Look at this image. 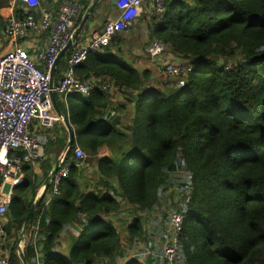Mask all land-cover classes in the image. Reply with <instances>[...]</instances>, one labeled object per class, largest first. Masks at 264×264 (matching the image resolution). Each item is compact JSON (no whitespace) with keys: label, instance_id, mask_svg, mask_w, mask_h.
Returning <instances> with one entry per match:
<instances>
[{"label":"trees","instance_id":"obj_1","mask_svg":"<svg viewBox=\"0 0 264 264\" xmlns=\"http://www.w3.org/2000/svg\"><path fill=\"white\" fill-rule=\"evenodd\" d=\"M90 1L79 3L86 11ZM10 2L0 0V38ZM19 4L14 16L22 19ZM163 6L162 18L144 6L137 11L135 21H147L148 42L131 28L76 69L79 79H98L89 95H55L75 141L65 159L68 177L56 195L48 185L29 224L28 264H119L139 244L150 255L125 264H167L156 256L172 211L184 217L179 264H264V0H164ZM154 40L167 46L169 57L191 62L182 85L171 86L181 79L165 71L155 78L126 61V42L147 48ZM69 55L59 62L55 82ZM60 131H42L49 138L40 178L25 165V179L14 190L5 227L13 240L9 264H22L16 238L67 145L63 125ZM76 146L85 160L76 158ZM104 149L109 156L100 155ZM84 161L98 172L91 192L81 186ZM124 205L134 215L111 220ZM73 227L76 236L64 255L60 241Z\"/></svg>","mask_w":264,"mask_h":264},{"label":"built area","instance_id":"obj_2","mask_svg":"<svg viewBox=\"0 0 264 264\" xmlns=\"http://www.w3.org/2000/svg\"><path fill=\"white\" fill-rule=\"evenodd\" d=\"M60 1L57 12L44 10L38 17L30 11L25 12L22 19L14 16L18 3L34 8L38 6V0H11L8 8L6 36L14 44L0 54L1 238L6 234L5 226L14 190L25 179L23 167L30 165L35 174L40 176V166L46 160L47 140L45 137L36 136L35 130L51 129L61 123V118L54 110L51 95H58L62 99L70 94L89 95L98 79L94 76L79 79L76 69L91 55H96L103 47L108 46L110 40L118 33L128 32L135 23L137 11L144 4L143 0H117L116 5L120 10L117 19L107 22L102 31L92 34L91 37L82 41L80 36L74 42V35L85 14L84 7L79 2ZM163 5L164 0H153L152 16L162 18ZM30 34L37 40L44 38V42L41 48L35 46L29 52L16 43ZM70 42L72 45L68 50L70 55L67 57V69L60 79L55 82L54 77L52 82V68L60 52ZM146 53L151 59L161 60V65L169 77L182 79L192 71L190 61L167 56V46L158 40L148 45ZM229 67L231 66L226 69ZM182 84V81L179 82V85ZM74 153L79 160L86 158L79 147L75 148ZM69 170V164L63 159L58 173L51 181L52 195L59 193L60 184L68 177ZM183 221L182 214H171L162 254L156 256L159 262L179 264L177 255ZM142 251L141 256L150 255L147 249ZM0 264H9V260L0 259Z\"/></svg>","mask_w":264,"mask_h":264},{"label":"rangeland","instance_id":"obj_3","mask_svg":"<svg viewBox=\"0 0 264 264\" xmlns=\"http://www.w3.org/2000/svg\"><path fill=\"white\" fill-rule=\"evenodd\" d=\"M114 2H115V0H104L103 2H101L100 7H98L96 12L94 13V16L97 17V15H100L101 16L100 20H102V21L111 20L112 19L111 15L114 14V10L112 7ZM144 4H145V6L148 5L146 2H144ZM112 10H113V12H112ZM138 23H137V21H135L134 25L131 28L135 34H138L139 39L145 44L146 42L149 41V36H148L147 29H146L147 21H141V22L138 21ZM141 27L144 30V32L140 34L139 28H141ZM136 29H138V30H136ZM87 30L88 29H86L82 32V34H81L82 37H90V36H86ZM130 43L126 42L123 45V49H122V52L124 53L125 57L127 58L126 61L130 65L134 64L140 70L150 69L153 72V76L155 78L162 79L164 77V74H165L163 71H165V70L161 65V60L160 59L154 60V59H151L150 57H148V55L146 53V48H144V45L137 43L134 46H132V44H130ZM167 56H169V55L167 54ZM183 61H186V60H183ZM229 66H230V64H229ZM230 69H232V67H229V70ZM174 80L175 81H171L170 85L174 86L173 83H176L177 85H179V83H178L179 81L177 79H174ZM181 80L184 81L183 78ZM59 100L60 99L57 97V101H59ZM47 138H49L48 135H47ZM102 153H106V151H103ZM56 162H54L53 165ZM80 166H81L80 168H81V173H82L81 179H80V181L82 183L81 186L84 190L91 192L96 186H98L97 182H98L99 178H98V172L96 170V167L95 166L91 167L90 165L86 164V161L81 163ZM100 188L102 189V187H100ZM170 190H172V188H170ZM169 206H172V202H170ZM123 209H124V211H122V212H124L123 214L121 212L118 215H115L114 217H112L111 220L118 222V223H122L125 220L130 219L134 215L133 212H130L129 207L124 205ZM166 211L168 212V210H166ZM173 213H177V212L172 211L171 214H173ZM145 217L148 220L149 217L148 216H145ZM7 218L10 220L9 213H8ZM157 219L159 221L161 219V216L157 217ZM155 224H156V222H151V223L149 222L150 229L154 228ZM18 237L19 236H17L16 240H18ZM124 244H126V242ZM135 250H131L130 254H132V255L134 254V257L144 258L143 256H141V253H142L141 250H140V252L139 251L135 252ZM123 260H125V259L119 260V264H123Z\"/></svg>","mask_w":264,"mask_h":264},{"label":"crops","instance_id":"obj_4","mask_svg":"<svg viewBox=\"0 0 264 264\" xmlns=\"http://www.w3.org/2000/svg\"><path fill=\"white\" fill-rule=\"evenodd\" d=\"M70 1H74V2H80L82 0H70ZM86 1V0H84ZM93 0L90 1V4L92 3ZM104 0H101L97 7L95 8V11L97 10L98 7H100L101 2H103ZM117 0H115L114 4H113V10H114V14H112V19L111 20H115L119 17L120 15V10L118 8V6L116 5ZM143 2H146L148 5L145 6V4H143V6L145 8H147V12L148 13H153V0H143ZM55 4H50L49 0H38V6L34 7V8H28L26 6H24L23 4H19V8H23L25 12H32L34 14L37 15V17L40 15V13L44 10L50 11L52 13H55L58 11L59 7H60V0H54ZM89 4V5H90ZM112 10V12H113ZM94 11V12H95ZM6 17L8 14V8L4 11ZM100 15H97V17L95 16L94 18V22H90L88 23V30H87V35L86 36H92V34L100 32L103 30L104 24L111 21V20H105L102 21L100 20ZM147 29V27H146ZM144 30L141 28H139V33H143ZM148 32V29H147ZM85 38L87 37H82L81 36V40L83 41ZM43 42H44V38H39L38 40L33 36V34H30L29 37L27 38H23L21 40H18V42L16 44L22 46L23 48H25L27 51H31L32 48H34L35 46H37V48H41L43 46ZM13 42H11V40L6 36V32L4 34V37L0 38V54L4 53L6 50L10 49L13 46ZM40 46V47H38ZM42 131H46L49 132L48 135H54L59 133V134H63L60 131V125L57 124L55 125V127L51 130H44V129H39V130H35V135L38 137H45L47 138V134L42 133ZM103 151H106V153H102ZM100 155L101 156H109V152L108 150H102L100 151ZM82 163V162H81ZM81 167V166H80ZM40 178V177H39ZM9 223V219L7 220ZM76 228L73 227L71 229H69V231L65 232L63 235V238L60 241V250L61 252L66 255L71 247V242H72V237L76 236V232H75ZM26 237H27V241L29 240V234L26 233ZM26 241V243H27ZM13 240L11 238H8V235L6 234V237L1 238L0 237V259H8L9 254H10V248L12 246ZM25 243V245H26ZM24 245V246H25ZM144 248V246L142 244H139L137 246V249L135 250V252L139 251ZM134 257V254H130L129 253V258ZM129 258H126L125 260H123V264L126 263V261H128ZM144 259V258H141ZM142 262V260H140Z\"/></svg>","mask_w":264,"mask_h":264},{"label":"water","instance_id":"obj_5","mask_svg":"<svg viewBox=\"0 0 264 264\" xmlns=\"http://www.w3.org/2000/svg\"><path fill=\"white\" fill-rule=\"evenodd\" d=\"M100 1L101 0H93L92 3L87 8V10H86V12H85V14L83 16V19L80 22V25L77 28L76 33L74 35V38H73L74 42L80 37V35L84 31L86 25L89 22V19H90L91 15L94 13L95 8L97 7V5H98V3ZM71 45H72L71 42L68 43L66 48L64 50H62L60 52V54L58 55L56 63L54 64V66L52 68V71H51V81L52 82H53V78H54V75H55V70H56V67H57L58 63L66 55L68 50L71 48ZM51 99H52L54 110L57 113V115L61 118V122H62L63 126L65 127V129H66V131L68 133V141H67V145H66L65 149L63 150L62 154L60 155L59 159L53 165L52 170H51L47 180L45 181L43 188L40 190L37 198L35 199V201L33 203V206H32V208H31V210H30V212H29V214H28V216H27V218H26V220L24 222L23 228H22V230H21V232L19 234V237H18V240H17V254H18V257L20 258L22 264H28V262H27V260L25 258L24 252H23V248H24V245H25V243L27 241L26 232H27V229L29 227V224H30V222H31L36 210L38 209V207L40 205V202L42 201V198L44 196L45 191L48 188V185L51 183L52 179L57 174V172H58V170H59V168H60V166H61V164L63 162V159H64L66 153L69 151V149L71 148V146L73 145V143L75 141L74 130L71 127V125H70V123L68 121V118L66 116H64L59 111V109L57 107V104H56V101H55L54 94L51 95Z\"/></svg>","mask_w":264,"mask_h":264},{"label":"clouds","instance_id":"obj_6","mask_svg":"<svg viewBox=\"0 0 264 264\" xmlns=\"http://www.w3.org/2000/svg\"><path fill=\"white\" fill-rule=\"evenodd\" d=\"M85 12H86V11H85ZM133 25H134V24H133ZM103 28H104V27H103ZM80 36H81V35H80ZM64 57H65V56H64ZM181 81H182V80H179V82H181ZM179 82H178V83H179ZM54 97H55V96H54ZM56 114H57V113H56ZM56 125H57V124H56ZM59 125H63L62 122L59 123ZM54 127H55V126H54ZM54 127H53V128H54ZM53 128H51V129H53ZM51 129H44V130H51ZM46 140H48V139L46 138ZM76 147H78V146H76ZM79 148H80V147H79ZM80 149H81V148H80ZM81 150H82V149H81ZM83 153H84V152H83ZM66 155H67V153H66ZM66 155H65L64 159H66ZM85 156H86V155H85ZM59 157H60V156H59ZM59 157H58V159H59ZM85 159H86V158H85ZM85 159H84V160H85ZM65 162H66V161H65ZM61 165H62V164H61ZM60 167H61V166H60ZM59 169H60V168H59ZM58 171H59V170H58ZM57 173H58V172H57ZM40 175H41V174H40ZM55 176H56V175H55ZM55 176H54V177H55ZM39 177H40V176H39ZM52 180H53V179H52ZM50 184H51V183H50ZM39 192H40V191H39ZM7 224H8V222H7ZM7 224H6V225H7ZM5 227H6V226H5ZM27 230H28V229H27ZM31 230H32V229H31ZM5 233H6V231H5ZM26 233H27V232H26ZM28 233L31 234L30 232H28ZM4 237H6V234H5ZM4 237H2V238H4ZM28 241H29V240H28ZM144 248H145V247H144ZM144 248H142V249H144ZM142 249H141V251H142ZM142 252H143V251H142ZM141 254H142V253H141ZM8 260H9V259H8Z\"/></svg>","mask_w":264,"mask_h":264}]
</instances>
